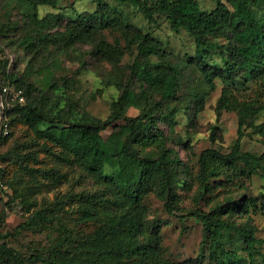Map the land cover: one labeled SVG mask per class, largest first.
Wrapping results in <instances>:
<instances>
[{
    "label": "trees",
    "instance_id": "1",
    "mask_svg": "<svg viewBox=\"0 0 264 264\" xmlns=\"http://www.w3.org/2000/svg\"><path fill=\"white\" fill-rule=\"evenodd\" d=\"M60 1L0 0V16L4 18L0 17V40L7 39L12 29L18 30V24L26 27L28 31L23 35H13L15 41L25 52L32 53L29 63L43 56L47 70L58 66V55L73 50L77 44L92 45L91 53L115 70L104 79L105 86L117 87L120 94L111 102L106 118L81 115L71 102L60 97L61 84L53 75L42 79L47 86L44 89L8 68V59L0 55V148L13 134L15 123H24L38 137L49 139L61 149L58 160L80 167L104 184L101 193L80 191L73 195L85 203H95L78 209L83 224L92 221L97 205L106 204L112 212L106 213L101 227L85 233L68 225L60 201L34 209L23 206L20 210L25 220L20 227L56 233L55 246L23 253L8 245L0 233V264H179L163 256L158 224H146V201L153 192L163 201L165 210L174 214L178 190L190 188L185 178L191 173L188 166L167 144L156 123L175 122L179 112L175 102L185 82L186 69L191 67L200 72L211 89L216 86L215 80L223 85L217 109L236 112L238 126L227 151L207 147L198 155V192L192 198L197 204L204 201L207 209H192L188 215L200 221L203 239L197 257L182 264H204L206 259L214 264H254L256 247L264 245V239L255 237L248 223L239 224L229 217H248L250 210L264 208V184L256 195L233 197L253 175L264 178V151L243 150L241 143L244 125L264 110V0H214L216 5L211 10L203 9L196 0H114L134 7L148 23L158 25L155 16H163L171 31H187L194 44L193 55L187 61L172 57L152 34L111 18L105 11L106 0H94L96 11L64 25L58 18L39 17V7L56 8ZM256 9L263 11L257 14ZM13 14L18 20L12 19ZM109 25L121 28L120 36L112 41L104 36L95 39L96 30ZM0 50L3 54L4 50ZM127 53L134 58L122 78L118 75L119 63ZM251 86L256 88L253 98L240 100L234 92ZM47 90L52 94L47 95ZM188 96V101L195 102L196 112L202 106L204 92L193 89ZM130 107L139 109V114L128 116ZM118 121L123 122L120 129L103 138L102 132L115 127ZM253 131L264 135V119L253 125ZM146 145L153 146V153L142 152ZM31 157L30 151L0 152V174L4 171L1 163L10 160L27 170V158ZM131 167L135 169L132 182L127 179ZM38 172L58 177L52 170ZM220 192L224 194L222 200ZM14 199L9 195L6 202L10 210L15 208L10 206ZM233 235L243 243L245 256L227 247Z\"/></svg>",
    "mask_w": 264,
    "mask_h": 264
},
{
    "label": "rangeland",
    "instance_id": "2",
    "mask_svg": "<svg viewBox=\"0 0 264 264\" xmlns=\"http://www.w3.org/2000/svg\"><path fill=\"white\" fill-rule=\"evenodd\" d=\"M205 10L215 7L214 0H196ZM105 11L110 17H116L124 25H129L143 32L152 34L160 40L167 51L172 53L175 59L187 61L188 56L193 55V38L185 30L178 33L171 31L163 16H155L158 25L148 23L147 20L138 14L134 7L121 4L114 0H106ZM97 10L94 0H61L56 8L39 7V17L48 15L51 19H59V24L64 25L68 20L78 19L80 15H87ZM257 14L263 10L256 9ZM13 20H18L16 14L12 15ZM3 18L2 16H0ZM4 19V18H3ZM18 24V30L9 32L8 38L0 40V55L3 59H8L7 67L24 75L33 81L37 86L47 89L42 84L45 75H53L58 84H61V98L64 97L67 103L71 102L76 108L75 111L84 115L104 119L110 111V104L120 94V90L113 86H105L104 79L115 70L112 66L91 53L92 45L77 44L73 50L63 55H58V66L47 70L44 57H38L29 63L32 53L25 52L23 47L16 43L15 38L23 35L28 30ZM121 28H98L96 38L104 36L112 41L120 36ZM16 37H14V36ZM9 45V46H6ZM132 54L127 53L120 61L118 75L122 78L127 75L125 70L133 60ZM51 71V73H48ZM47 81V80H46ZM216 86L211 89L204 81L203 76L195 68H187L185 82L178 93L176 105L179 112L175 115V122L169 120H159L156 124L167 138V144L174 147L179 156L188 166L191 172L185 175L189 189L180 188L178 190L179 201L178 209L174 214H169L155 193L151 192L147 198L146 224L154 221L158 224L159 244L165 258L174 263L182 264L187 259L197 257L199 247L203 239L202 225L199 220L189 216L188 212L192 209L200 208L206 210L204 201L197 204L193 201V195L198 192L197 180V159L200 151L207 147L218 148L227 151L237 136L238 115L234 111L217 109V99L221 94L223 85L215 80ZM196 89L204 92L202 106L196 112L195 102L188 101V92ZM255 86L247 89L234 91L240 100L253 98L256 94ZM102 92L100 95L99 92ZM47 95L52 91L47 90ZM180 99L182 100L180 102ZM189 108L185 109L184 106ZM0 103V110L2 109ZM139 109L130 107L127 110L128 116H136ZM195 112V113H194ZM264 119V110L257 116L249 119L248 124L244 125V135L242 137V149L253 152L264 151V135L253 131V125L261 123ZM123 122L118 121L115 127H109L102 132L103 138L108 137L112 132L120 129ZM181 143H180V142ZM8 150L18 153L30 151L32 157L27 158V170L20 167L15 160L1 163L4 171L0 174V233L4 235V241L23 253L33 251H45L54 248L57 235L52 231L37 230L20 227L25 220V216L20 210L23 206L31 209L43 206L54 205L60 201L63 208V215L68 225L84 231L91 232L93 229L104 224L106 213H111L112 209L106 205H97V211L92 216V221L83 224L79 208L89 207L95 203H85L73 197L75 193L84 191L87 193L103 192L105 190L102 181L86 174L80 167L69 165L58 160L61 149L53 145L49 139L38 137L33 129L28 128L24 123L16 122L13 127V134L2 144L0 152ZM154 151L153 146H143L142 152ZM40 170H52L58 177H45L38 172ZM134 167L127 170V179L133 181ZM264 184V178L260 175H253L245 181V188L236 192L233 197L238 198L241 194L256 195ZM218 192V191H217ZM219 199L222 200L223 193L220 192ZM9 195H14L15 199L10 206H15L10 210L6 206ZM239 224L248 223L255 237L264 239V208L257 211H249L248 217L231 216ZM227 247L245 256L242 250L243 243L233 235ZM254 264H264V245H257ZM204 264H214L205 260Z\"/></svg>",
    "mask_w": 264,
    "mask_h": 264
},
{
    "label": "built area",
    "instance_id": "3",
    "mask_svg": "<svg viewBox=\"0 0 264 264\" xmlns=\"http://www.w3.org/2000/svg\"><path fill=\"white\" fill-rule=\"evenodd\" d=\"M2 90H3L4 92H6V91H7V88H3ZM19 100L22 101V98H19ZM0 103H1V105H2V107H3V103H2V98H1V96H0ZM2 117H3V115H2L1 110H0V123H1Z\"/></svg>",
    "mask_w": 264,
    "mask_h": 264
}]
</instances>
